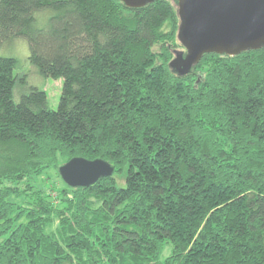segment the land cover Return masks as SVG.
Masks as SVG:
<instances>
[{"label": "trees", "instance_id": "1", "mask_svg": "<svg viewBox=\"0 0 264 264\" xmlns=\"http://www.w3.org/2000/svg\"><path fill=\"white\" fill-rule=\"evenodd\" d=\"M179 26L173 0H0V44L62 83L16 102L0 57V264H264V45L181 75ZM74 157L114 173L34 183Z\"/></svg>", "mask_w": 264, "mask_h": 264}, {"label": "water", "instance_id": "2", "mask_svg": "<svg viewBox=\"0 0 264 264\" xmlns=\"http://www.w3.org/2000/svg\"><path fill=\"white\" fill-rule=\"evenodd\" d=\"M140 8L155 0H118ZM180 18L179 40L185 53H176L168 66L188 74L205 54L234 56L264 45V0H174ZM70 188H87L109 178L114 167L97 158L74 157L57 169Z\"/></svg>", "mask_w": 264, "mask_h": 264}, {"label": "rangeland", "instance_id": "3", "mask_svg": "<svg viewBox=\"0 0 264 264\" xmlns=\"http://www.w3.org/2000/svg\"><path fill=\"white\" fill-rule=\"evenodd\" d=\"M172 52L175 56L176 53H185V49L177 42L176 48ZM28 56L29 48L24 38H15L0 44V57H11L16 60L14 75L17 76V83L14 90V100L19 101L21 95L28 93L32 88H36L46 93L48 108L56 110L61 93V80L42 76L29 63ZM56 175L57 171L52 169L48 177H45L47 176L45 174L40 178L35 177L34 183L37 186H48L51 183L61 186L63 181L61 182V179L57 178ZM167 251L168 249H165L163 254H167Z\"/></svg>", "mask_w": 264, "mask_h": 264}]
</instances>
